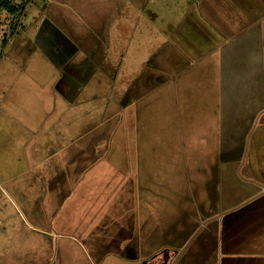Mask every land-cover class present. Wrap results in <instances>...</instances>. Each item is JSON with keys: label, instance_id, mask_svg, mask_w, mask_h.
Masks as SVG:
<instances>
[{"label": "rangeland", "instance_id": "1", "mask_svg": "<svg viewBox=\"0 0 264 264\" xmlns=\"http://www.w3.org/2000/svg\"><path fill=\"white\" fill-rule=\"evenodd\" d=\"M62 1L68 0H32L15 14L0 10V264H145L160 252L148 255L143 231L156 243L163 240L159 231L178 224V237H186L202 224V206L218 197L215 179L206 180L208 171L210 178L218 174L207 163L221 157L229 134L212 111L196 112L183 101L177 108L168 85L141 103L130 100L131 91H152L137 74L159 35L169 34V10L155 33L154 23L131 9L140 50L133 42L125 64L120 51H107L105 74L64 40L73 17ZM144 6L156 10L153 2ZM180 16L170 25L183 28ZM235 193L228 187V203ZM211 224L178 264H200ZM157 263L170 261L162 256Z\"/></svg>", "mask_w": 264, "mask_h": 264}, {"label": "crops", "instance_id": "2", "mask_svg": "<svg viewBox=\"0 0 264 264\" xmlns=\"http://www.w3.org/2000/svg\"><path fill=\"white\" fill-rule=\"evenodd\" d=\"M145 2H153L156 10L144 12ZM170 2L175 13L168 3L159 6L152 0L62 1L64 9L71 5L67 9H71L73 19L64 31L73 41L81 39L78 32L83 30L84 37H90L86 51L100 56L107 51H114L111 55L116 56L120 51L125 62L133 42L137 52L140 50L134 36L139 30L135 20L153 22L158 33L155 24L165 15L164 10L170 11L172 21L185 14L180 21L183 28L170 25V20L169 34L159 35L157 48L139 67L137 75L142 74L143 88L145 83L153 85L152 91H146L148 95L144 93V97L131 91L130 100L133 104L141 103L168 85L169 100L176 102L177 108L180 106L182 110L186 102L196 112L212 111L220 116L222 132L229 134L219 152L221 157L207 163L220 181L216 176L210 178L208 171L206 180L215 179L212 182L217 185L218 197L216 202L211 198V206H202L206 213L201 221L203 226L200 223L191 226V223L190 234L178 237L183 233L177 224L173 230L159 231L163 240L156 243L146 241L143 231V248L150 250L148 255L160 252L145 264L161 261L162 256L170 264H178L210 223L209 235L205 237L207 252L199 255L200 264H264V0ZM131 9L138 10L137 19L130 14ZM39 37L40 32L36 40ZM137 84L139 87L140 81ZM184 90H190L191 94L182 97ZM133 128L130 126L129 131ZM246 146L250 150L249 158L244 156ZM226 149L237 151V157L231 151L226 154ZM210 165H213L211 169ZM243 170L245 178H234ZM228 187L238 191L229 196V203L225 198ZM203 201L209 200L203 198Z\"/></svg>", "mask_w": 264, "mask_h": 264}, {"label": "flooded vegetation", "instance_id": "3", "mask_svg": "<svg viewBox=\"0 0 264 264\" xmlns=\"http://www.w3.org/2000/svg\"><path fill=\"white\" fill-rule=\"evenodd\" d=\"M62 33L64 35V40L66 42H68L70 45L74 46L79 51L84 52L85 56L88 57V61H89L88 65L89 66L91 64H94V65L98 66L99 68H101L102 71L105 74H107V70L111 69V67H106V65L109 64L107 56L106 55L100 56V55H96V54L93 55V53H91V51H89V52L86 51V48H87L86 45L90 41V37L89 36L84 37V33L85 32L83 30H80L78 32V34H81V36H82L81 39H83V40L79 39L81 42L79 40L73 41L72 38L69 37L67 33H65V32H62ZM43 37H44L43 32L42 33L40 32L39 39L42 40ZM121 61H122V64H125L126 63L125 62V59H123V58H121ZM112 78H113V75H112Z\"/></svg>", "mask_w": 264, "mask_h": 264}, {"label": "trees", "instance_id": "4", "mask_svg": "<svg viewBox=\"0 0 264 264\" xmlns=\"http://www.w3.org/2000/svg\"><path fill=\"white\" fill-rule=\"evenodd\" d=\"M32 0H28L25 4L21 3L15 4L14 0H0V10H5L6 12L10 14L19 13L20 11H24L26 9V5L31 3ZM7 42L3 41V45H6Z\"/></svg>", "mask_w": 264, "mask_h": 264}, {"label": "water", "instance_id": "5", "mask_svg": "<svg viewBox=\"0 0 264 264\" xmlns=\"http://www.w3.org/2000/svg\"><path fill=\"white\" fill-rule=\"evenodd\" d=\"M173 264H174V262H173Z\"/></svg>", "mask_w": 264, "mask_h": 264}]
</instances>
